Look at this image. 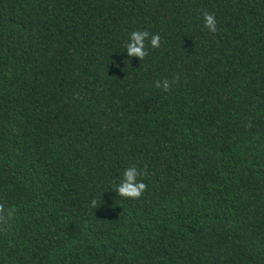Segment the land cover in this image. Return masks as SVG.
<instances>
[{
	"label": "trees",
	"instance_id": "16d2710c",
	"mask_svg": "<svg viewBox=\"0 0 264 264\" xmlns=\"http://www.w3.org/2000/svg\"><path fill=\"white\" fill-rule=\"evenodd\" d=\"M0 264H264V0H0Z\"/></svg>",
	"mask_w": 264,
	"mask_h": 264
},
{
	"label": "clouds",
	"instance_id": "9594fccd",
	"mask_svg": "<svg viewBox=\"0 0 264 264\" xmlns=\"http://www.w3.org/2000/svg\"><path fill=\"white\" fill-rule=\"evenodd\" d=\"M203 27L206 28L209 32L216 31V20L214 14L205 12L203 14ZM148 39V44L151 48L155 49L159 47L160 37L158 34L153 33L149 38V33L147 30L137 31L133 30L129 33L127 42L124 45L123 53L126 54L127 59L129 61L132 57H136L142 60L146 54L147 49L145 48V40ZM155 86L157 88L161 87V82H155ZM168 82H163V90H168ZM143 175L142 171L137 170L135 166H130L124 168L121 173V179L119 183L115 185L114 191L111 190L115 195H118L122 198L128 199H137L141 196L145 189V184L142 180L138 179V176ZM91 206L98 207L96 200H92Z\"/></svg>",
	"mask_w": 264,
	"mask_h": 264
}]
</instances>
